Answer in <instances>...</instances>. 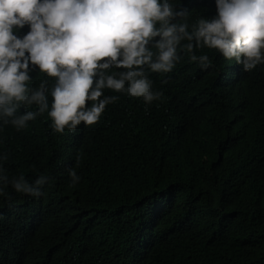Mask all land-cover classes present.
<instances>
[{"label": "trees", "instance_id": "1", "mask_svg": "<svg viewBox=\"0 0 264 264\" xmlns=\"http://www.w3.org/2000/svg\"><path fill=\"white\" fill-rule=\"evenodd\" d=\"M170 2L189 31L216 14L215 0ZM179 54L151 79L157 105L105 89L118 98L94 124L57 132L45 111L0 129L8 177L48 178L39 197L3 185L0 264H264V65L246 72L205 46L194 54L207 68ZM30 75L51 107L55 78Z\"/></svg>", "mask_w": 264, "mask_h": 264}, {"label": "clouds", "instance_id": "2", "mask_svg": "<svg viewBox=\"0 0 264 264\" xmlns=\"http://www.w3.org/2000/svg\"><path fill=\"white\" fill-rule=\"evenodd\" d=\"M215 6L214 16L200 18L189 31L177 22L186 12L170 0H0V129L9 123L23 129L45 111L57 132L94 124L118 98L104 95L105 89L144 107L157 105L164 90H153L151 79L174 68L181 48L204 68L209 57L194 54L201 46L234 58L246 72L264 65V0H215ZM33 68L55 78L51 107L46 82L29 86ZM22 105L38 107L18 114ZM68 174L79 182L74 169ZM47 180L10 179L0 165V195L10 184L39 197Z\"/></svg>", "mask_w": 264, "mask_h": 264}]
</instances>
